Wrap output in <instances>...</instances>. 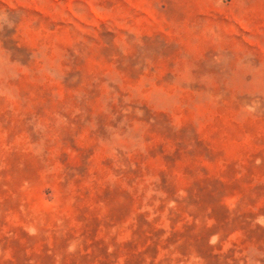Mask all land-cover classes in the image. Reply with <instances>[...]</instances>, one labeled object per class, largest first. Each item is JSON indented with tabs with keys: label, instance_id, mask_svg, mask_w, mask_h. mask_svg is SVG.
I'll return each mask as SVG.
<instances>
[{
	"label": "rangeland",
	"instance_id": "obj_1",
	"mask_svg": "<svg viewBox=\"0 0 264 264\" xmlns=\"http://www.w3.org/2000/svg\"><path fill=\"white\" fill-rule=\"evenodd\" d=\"M0 264H264V0H0Z\"/></svg>",
	"mask_w": 264,
	"mask_h": 264
}]
</instances>
